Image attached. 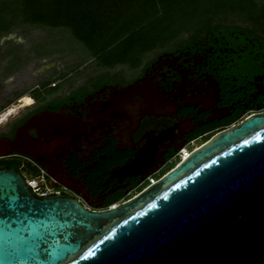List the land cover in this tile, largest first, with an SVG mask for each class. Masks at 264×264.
Segmentation results:
<instances>
[{"label":"water","instance_id":"obj_1","mask_svg":"<svg viewBox=\"0 0 264 264\" xmlns=\"http://www.w3.org/2000/svg\"><path fill=\"white\" fill-rule=\"evenodd\" d=\"M52 116H31L6 145L28 146L23 132L48 128ZM0 264H264V111L212 134L112 206L36 194L1 165Z\"/></svg>","mask_w":264,"mask_h":264},{"label":"flooded vegetation","instance_id":"obj_2","mask_svg":"<svg viewBox=\"0 0 264 264\" xmlns=\"http://www.w3.org/2000/svg\"><path fill=\"white\" fill-rule=\"evenodd\" d=\"M258 35L260 39L246 37L242 45L215 40L160 50L126 84L101 81V76L89 89L78 85L65 96L42 100L36 88L49 85L53 92L65 78L37 85L31 89V102L0 127V166L16 168L22 176L41 169L92 209L107 207L115 198L113 203L125 201L140 191L145 173L160 177L172 158L179 160L181 148L202 143L248 111H264V35ZM118 99L126 100L132 111L112 108ZM57 100L61 103L55 104ZM42 112L53 115L48 128L24 131L22 138L31 140L28 146L6 145L31 116ZM107 150L115 152L117 163L93 193L84 179L87 170L107 158ZM140 152L145 154L140 166L120 169Z\"/></svg>","mask_w":264,"mask_h":264},{"label":"rangeland","instance_id":"obj_3","mask_svg":"<svg viewBox=\"0 0 264 264\" xmlns=\"http://www.w3.org/2000/svg\"><path fill=\"white\" fill-rule=\"evenodd\" d=\"M16 2L21 8L22 0ZM155 4L158 13L151 29L159 30L158 40L165 45L139 55L141 63L135 68L98 65L89 50L74 38L68 28L34 25L22 21L20 16L13 18L9 30L0 31V114L10 106L30 103L31 89L37 85H53L56 79L62 77L64 81L53 92L49 93V85L40 90L36 88L40 100L65 96L78 85L89 89L90 83L101 76L106 77V81L126 84L158 51L176 47L194 29L207 24L241 26L264 35V0H155ZM8 18L7 13L2 14L0 26ZM10 33L15 35V39L8 38ZM47 92L49 95H46ZM20 109L15 108L11 116L8 115L0 123V127ZM198 145L196 143L186 149L191 150ZM177 161L175 156L165 169L171 168ZM23 174L24 177L31 175L27 170ZM138 192L136 189L127 196L132 197Z\"/></svg>","mask_w":264,"mask_h":264},{"label":"trees","instance_id":"obj_4","mask_svg":"<svg viewBox=\"0 0 264 264\" xmlns=\"http://www.w3.org/2000/svg\"><path fill=\"white\" fill-rule=\"evenodd\" d=\"M21 3L19 8L16 0H0V16L4 13L9 15L0 31L9 30L11 20L19 16L22 21L34 25L68 28L74 38L89 50L97 64L106 68L116 65L135 68L141 63L139 55L165 45L158 40L159 30L151 29L158 13L155 0H22ZM246 37L261 38L248 28L215 23L194 29L178 45H210L215 40L221 44L242 45ZM105 79L102 77L101 81ZM105 152L107 158L100 159L95 167L87 170L84 179L85 186L93 193L117 163L113 150ZM115 199L107 202V206Z\"/></svg>","mask_w":264,"mask_h":264},{"label":"built area","instance_id":"obj_5","mask_svg":"<svg viewBox=\"0 0 264 264\" xmlns=\"http://www.w3.org/2000/svg\"><path fill=\"white\" fill-rule=\"evenodd\" d=\"M252 111H248L244 116L251 114ZM183 148H181L178 152V157L181 158V151ZM176 163V162H175ZM24 177V176H23ZM156 178H158L155 173H151L147 175L142 183L140 191L144 188V184H149L152 181H154ZM25 181L30 185L32 191L36 194H48V193H56V192H64L69 196H72L79 200V196L70 190L66 185L62 183H58L56 180L50 178L47 176L41 169L35 174L30 175L29 177H24ZM124 201V200H122ZM113 204L109 205L112 206Z\"/></svg>","mask_w":264,"mask_h":264},{"label":"bare ground","instance_id":"obj_6","mask_svg":"<svg viewBox=\"0 0 264 264\" xmlns=\"http://www.w3.org/2000/svg\"><path fill=\"white\" fill-rule=\"evenodd\" d=\"M153 96H155V95H153ZM149 97V96H148ZM23 99H24V97H23ZM149 99V98H148ZM21 100V99H20ZM156 102V101H155ZM21 104V103H20ZM24 105V104H23ZM115 106V110H117V111H125V112H131L132 111V109H130V105H129V103L128 102H126V100H117V103L114 105ZM17 107H20V105H16L15 107L14 106H10L9 108H7V110H5V111H3L1 114H0V123L8 116V115H10L12 112H14V110H15V108H17ZM147 110V109H146ZM125 115V114H124ZM131 120H133V117L131 118ZM201 144V143H200ZM199 144V145H200ZM198 145V146H199ZM197 147V146H196ZM195 148V147H194ZM193 148V149H194ZM193 149H191V150H189V149H186V147L185 148H183V150L181 151V158L182 157H185L186 155H188L189 153H190V151H192ZM114 206H116V205H114Z\"/></svg>","mask_w":264,"mask_h":264},{"label":"snow or ice","instance_id":"obj_7","mask_svg":"<svg viewBox=\"0 0 264 264\" xmlns=\"http://www.w3.org/2000/svg\"><path fill=\"white\" fill-rule=\"evenodd\" d=\"M88 255H91V249H89L88 250V253H87ZM86 258V257H85Z\"/></svg>","mask_w":264,"mask_h":264}]
</instances>
